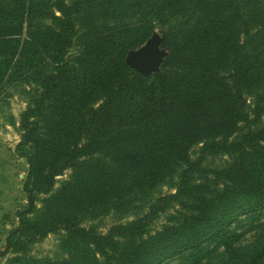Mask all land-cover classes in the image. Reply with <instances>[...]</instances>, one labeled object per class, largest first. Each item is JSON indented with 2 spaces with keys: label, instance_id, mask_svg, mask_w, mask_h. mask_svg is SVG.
<instances>
[{
  "label": "trees",
  "instance_id": "trees-1",
  "mask_svg": "<svg viewBox=\"0 0 264 264\" xmlns=\"http://www.w3.org/2000/svg\"><path fill=\"white\" fill-rule=\"evenodd\" d=\"M154 31L166 55L145 77L123 59ZM17 86L26 207L9 264L57 230L75 252L31 264H159L264 210V0H0V102ZM214 155L229 160L206 169ZM162 186L129 220L83 225ZM263 261L264 245L241 264Z\"/></svg>",
  "mask_w": 264,
  "mask_h": 264
},
{
  "label": "rangeland",
  "instance_id": "rangeland-1",
  "mask_svg": "<svg viewBox=\"0 0 264 264\" xmlns=\"http://www.w3.org/2000/svg\"><path fill=\"white\" fill-rule=\"evenodd\" d=\"M8 93L9 95L0 102V181L5 180L1 184L4 188L0 189V251L4 248L5 237L17 226L15 212L26 207V197L21 189L26 163L23 157L17 156L15 147L19 141L18 115L25 108L27 97L23 86L12 87ZM197 148L198 146L192 147V158L196 156ZM228 160L226 155L208 156L204 159L203 166L206 169H216ZM21 163L23 166L20 165ZM68 175L69 171H65L57 176L55 186ZM169 190L166 186H162L152 193L142 194L136 201L139 209L122 218L108 213L83 225H91L95 231L104 232L112 223L129 220L135 213L145 212L146 206L155 194L166 193ZM15 191L18 194H15ZM168 213L169 211L156 213L149 227L154 229L161 223H165ZM262 245H264V210H259L240 215L228 224L223 233L203 242L198 247L166 258L159 264H241ZM77 247L76 241L68 238L64 230L48 233L29 245V264L43 258L65 256L75 252ZM6 259H8L6 256L0 258V262L9 264Z\"/></svg>",
  "mask_w": 264,
  "mask_h": 264
},
{
  "label": "water",
  "instance_id": "water-1",
  "mask_svg": "<svg viewBox=\"0 0 264 264\" xmlns=\"http://www.w3.org/2000/svg\"><path fill=\"white\" fill-rule=\"evenodd\" d=\"M160 45L161 36L153 32L141 45L128 50L123 61L134 71L148 77L158 70L166 55V51Z\"/></svg>",
  "mask_w": 264,
  "mask_h": 264
},
{
  "label": "crops",
  "instance_id": "crops-1",
  "mask_svg": "<svg viewBox=\"0 0 264 264\" xmlns=\"http://www.w3.org/2000/svg\"><path fill=\"white\" fill-rule=\"evenodd\" d=\"M0 155H1V153H0ZM20 165L23 166L22 163H21ZM4 181H5V180H3V182H4ZM3 182L0 181V189H3V188H4V186L1 185ZM17 187H18V189H19L20 186L18 185ZM15 194H18L17 191H15ZM15 194H14V195H15Z\"/></svg>",
  "mask_w": 264,
  "mask_h": 264
}]
</instances>
